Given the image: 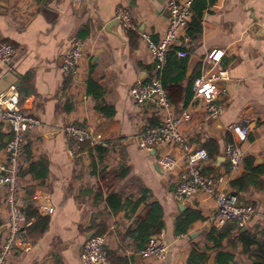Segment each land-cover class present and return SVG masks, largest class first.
Wrapping results in <instances>:
<instances>
[{"label": "crops", "instance_id": "0c3cea01", "mask_svg": "<svg viewBox=\"0 0 264 264\" xmlns=\"http://www.w3.org/2000/svg\"><path fill=\"white\" fill-rule=\"evenodd\" d=\"M119 7L129 10L136 30H126L117 21ZM169 17L166 0H86L80 4L0 0V39L15 48L11 62H0V94L15 85L24 109L41 121L24 146L20 195L25 215L29 208L36 210L47 223L40 235L31 237L28 225L40 219L26 220L30 246L27 250L19 247L9 264H82L79 256L91 234L106 237V248L117 264H186L213 227H224L214 223V199L204 195L177 199L181 170L166 172L158 164L160 152L173 151L177 156V150L170 144L157 151L138 145V135L160 124L163 114L155 104L140 105L130 96L132 86L148 81L156 68L142 35L159 41ZM263 20L264 0H207L202 34L193 40L187 31L182 32L167 65V72L177 80L170 83L173 110L177 115L191 113V119L180 126L182 133L191 144L208 151L203 172L221 179L220 188L233 191L231 182L249 167L264 168ZM76 37L85 39L86 46L75 81L63 72L62 64ZM212 50L222 52L220 66L229 76L220 82L225 93L219 94L217 102L223 111L216 120L209 118L191 85L194 77L211 67L205 58ZM175 57L186 59L181 68H174ZM101 100L109 109L107 114L97 108ZM243 120L250 127L242 144L244 163L239 172H232L223 156L234 139L227 127ZM66 122L88 124L112 147L83 144L80 153L71 156L62 130ZM11 136V127L0 121V177ZM1 192L0 188V243L6 230ZM237 194L241 201L252 203L257 213L243 227L226 224L234 228L222 244L236 256V264H250L238 234L242 229L264 238V189L250 186ZM42 204L52 206L53 212L43 210ZM155 205L163 224L156 234L169 243L163 260L139 254V229ZM104 229L105 233H99ZM216 259L212 252L207 264H216Z\"/></svg>", "mask_w": 264, "mask_h": 264}, {"label": "built area", "instance_id": "2783aa9c", "mask_svg": "<svg viewBox=\"0 0 264 264\" xmlns=\"http://www.w3.org/2000/svg\"><path fill=\"white\" fill-rule=\"evenodd\" d=\"M70 1L73 4H80L86 0ZM192 2L193 0H166L170 17L163 37L155 42L148 35H142L154 57L156 68L148 81H139L132 86L130 96L140 105L155 104L163 114L160 124L149 126L138 135V145L146 151H157L161 145L170 144L172 150L178 151V155L176 156L173 151H162L158 156V164L166 172L181 170L176 188L177 199L183 201L198 195L212 198L217 205L214 217L217 227H223L228 223L243 227L255 216L257 208L252 203L241 201L235 191L220 188L221 179L203 172L202 164L209 158L208 151L204 147L191 144L180 129L184 121L191 119V113L175 114L169 92L161 79L169 52L190 22ZM116 18L124 29H137L128 9L119 7ZM262 25L264 28V20ZM85 46V39L76 37L63 56V72L75 81L80 76V63L84 57ZM14 54V45L10 41L0 39V62H11ZM179 55L185 56L186 53L180 52ZM222 55L220 50H212L205 58L211 67L204 70L193 84L194 97L201 101L209 118L213 120L220 118L223 111L222 106L217 102L219 94L225 93V90L220 88V82L229 77L227 69L220 66ZM0 121L7 123L12 130V136L5 148L6 161L2 167L4 173L0 177L1 204L6 221V230L0 243V264H9L19 247L27 250L30 246V239L25 230L26 215L20 195L23 154L28 134L36 130L41 121L24 109L15 85L0 94ZM62 130L71 156H77L83 144H89L91 147L113 145L101 132L92 130L85 123L66 122ZM227 130L233 134L234 139L224 148L223 156L230 165L231 171L239 172L244 163L242 144L248 139L249 123L247 120L235 122L228 125ZM42 209L49 213L54 210L48 204H42ZM168 250L167 240L156 234L149 237L145 246L139 250V254L144 259L163 260ZM79 257L82 264H110L106 237L98 234L87 239Z\"/></svg>", "mask_w": 264, "mask_h": 264}, {"label": "trees", "instance_id": "16d2710c", "mask_svg": "<svg viewBox=\"0 0 264 264\" xmlns=\"http://www.w3.org/2000/svg\"><path fill=\"white\" fill-rule=\"evenodd\" d=\"M214 2L215 0H211ZM207 7V0H194L192 2L191 7V19L186 28L187 34L193 39L197 40L203 32V22L202 17L203 13ZM182 49V48H180ZM172 50L168 54L167 63L162 72V83L167 88L170 96V83L173 82V75H171L168 71V63L169 59H171ZM174 62V68H181L182 64L186 62V59L178 60L176 57ZM196 77L192 80V87L194 84ZM177 81V80H174ZM93 86V83L90 81V87ZM194 93V92H193ZM171 100V98H170ZM101 112L107 114L109 109L105 104H103V100H101L97 107ZM260 175H264V168H255L249 167L246 171L242 173V175L233 180L231 182V186L233 189L239 193L248 189L250 186H255L258 189H264V179H261ZM160 208L155 205L151 208V210L147 213L145 217L146 223L142 225L139 229V237L142 243V246L139 248H143L145 246L147 238L152 235L160 232L163 224L160 221L159 214ZM33 217H38L39 222L34 225H28V231L31 237H37L40 235L46 228V221L41 219L36 210H32L29 208L28 213L26 215V220L29 222ZM234 226H224L223 228L213 227L206 235L205 242L202 244H198L192 252L190 253L186 264H207L209 257L212 252L216 253V264H236L237 259L234 254L226 252L223 249V240L226 238ZM105 229L103 231L100 230L99 233H105ZM238 238L243 243V251L249 255L250 264H264V238H257L256 233H252L251 231L242 229L239 230ZM262 235L264 236V229L262 230ZM256 246L255 249H252V246ZM108 260L110 264H117L115 258L112 257L111 253L108 251Z\"/></svg>", "mask_w": 264, "mask_h": 264}, {"label": "water", "instance_id": "95a60500", "mask_svg": "<svg viewBox=\"0 0 264 264\" xmlns=\"http://www.w3.org/2000/svg\"><path fill=\"white\" fill-rule=\"evenodd\" d=\"M117 21H118V20H117ZM92 235H93V234H91V236H92ZM91 236H90V237H91Z\"/></svg>", "mask_w": 264, "mask_h": 264}]
</instances>
